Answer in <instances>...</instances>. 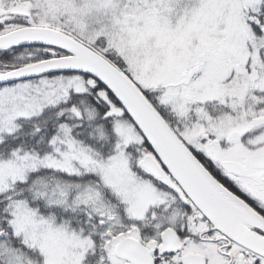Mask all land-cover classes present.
Returning a JSON list of instances; mask_svg holds the SVG:
<instances>
[{
  "label": "snow or ice",
  "instance_id": "6c2138e0",
  "mask_svg": "<svg viewBox=\"0 0 264 264\" xmlns=\"http://www.w3.org/2000/svg\"><path fill=\"white\" fill-rule=\"evenodd\" d=\"M0 264H264V0H0Z\"/></svg>",
  "mask_w": 264,
  "mask_h": 264
}]
</instances>
